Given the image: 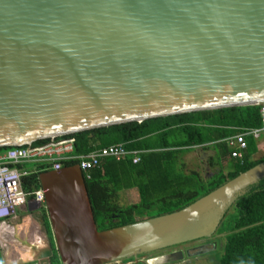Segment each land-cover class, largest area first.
Segmentation results:
<instances>
[{"label":"water","instance_id":"95a60500","mask_svg":"<svg viewBox=\"0 0 264 264\" xmlns=\"http://www.w3.org/2000/svg\"><path fill=\"white\" fill-rule=\"evenodd\" d=\"M258 105L264 0H0V149ZM38 178L61 264H112L212 233L264 163L180 211L105 231L77 165ZM51 257L48 243L27 262Z\"/></svg>","mask_w":264,"mask_h":264},{"label":"trees","instance_id":"16d2710c","mask_svg":"<svg viewBox=\"0 0 264 264\" xmlns=\"http://www.w3.org/2000/svg\"><path fill=\"white\" fill-rule=\"evenodd\" d=\"M259 110V106H248L195 112L69 135L77 156L117 145L141 153L140 162L135 165L131 157L121 161L107 158L89 173V179L83 175L97 230L124 227L180 211L264 163V156L253 158L258 149L251 137L245 139L246 149L240 159L231 157L232 150L225 142L245 129L260 128ZM44 142H36L34 146ZM5 150L1 148L0 153ZM195 150L211 151L210 166L216 165L220 171L206 177L196 171L186 172L183 157ZM222 162H227V174L221 171ZM75 164L69 162L64 166ZM11 168L27 173L21 177L20 186L29 195L28 200L32 199L30 195L40 189L38 177L43 165L22 164ZM131 189L137 190L139 200L123 206L119 194ZM231 211L217 231L225 236L216 264H264V178L247 187ZM40 214L52 249L50 264H61L44 207Z\"/></svg>","mask_w":264,"mask_h":264},{"label":"built area","instance_id":"2783aa9c","mask_svg":"<svg viewBox=\"0 0 264 264\" xmlns=\"http://www.w3.org/2000/svg\"><path fill=\"white\" fill-rule=\"evenodd\" d=\"M260 107L259 113L261 117V126L257 129H245L238 134L225 140L227 146L232 150L231 157L240 159L242 152L246 149L247 137H251L254 141H260L264 137V107ZM45 142L39 145H31L29 147H15L6 149L0 155V245L3 248L11 245L12 236L18 233L22 239L31 238L33 233H27L25 229H13L7 222L10 219L17 217L18 212L26 208L29 204L28 196L23 193L20 180L27 173H21L11 166L22 164H40L43 165L41 173L44 172H59L65 163L75 162L89 179V173L96 168H99L102 162L107 158L115 159L116 161L124 160L131 157L132 163L135 165L140 162V152L127 151L122 145L110 146L103 149L94 150L86 155L77 156L74 154L73 140L68 136L52 138L44 140ZM33 204L44 203V192L39 189L30 195ZM27 235L29 238H27ZM21 240V239H20ZM20 247L14 248V252ZM13 252V253H14Z\"/></svg>","mask_w":264,"mask_h":264},{"label":"rangeland","instance_id":"374dc122","mask_svg":"<svg viewBox=\"0 0 264 264\" xmlns=\"http://www.w3.org/2000/svg\"><path fill=\"white\" fill-rule=\"evenodd\" d=\"M262 140H264V137L261 139V141ZM209 156H211V151L202 152V151L195 150L192 153L186 154L183 157L185 171L186 172L196 171L198 173H201L200 175L203 177L212 176L215 172L220 171L218 166L216 165L215 166L212 165L213 167L210 166L211 161L209 159ZM263 156H264V150H261L253 158L257 160V159L262 158ZM221 171L227 174L228 172L227 162L221 163ZM28 202H29V205H27L25 210H23L26 213L25 216H32L35 222L39 224L41 233L45 234L42 229L41 222L39 221V218H38L39 210L42 208L43 205L41 206V208L35 209V207L33 206L34 204L31 203L32 200H28ZM234 202L235 200L231 202V204L225 209L224 213H221L220 215L217 216V221H216L217 225H216V228L212 230L213 232L211 231L212 233L208 234L205 237H201L199 239H196L190 242L146 252L140 255L139 257L141 256L143 257L141 259L138 257L136 262L141 261L143 262V264H168V263H172V264H216L217 256L219 255V252L221 251L222 244H223L222 238L225 236V234H220L217 231L220 227L221 222L224 220V218L228 215V213L232 212L231 209H232V206L234 205ZM37 229H38L37 226L33 227V231L35 232L34 234H36V236L34 240H32V243L33 241L37 243L42 241L43 245H48V242L45 240L44 237L40 235ZM20 239L21 241H25L26 243L29 241L28 239H22V238ZM185 244L187 247H194V246L201 244L204 246V248L202 250L192 251L196 255L193 254L192 258H186L183 261H180V259L175 261L174 263L164 261L165 253L172 251L176 249L177 247H180V246L183 247V245ZM12 250H14V248L11 247V245L9 244L6 246V248L1 247L0 245V264H22L23 262H27L31 258V254L30 256H28L29 254H26L27 253L26 246H22L21 252H18V254L13 253L14 251ZM22 251H25L26 253H23ZM18 255H20V257ZM21 255H27V256H21ZM117 263L123 264L124 262L122 263L117 262ZM117 263H112V264H117ZM126 264H129V263H126Z\"/></svg>","mask_w":264,"mask_h":264},{"label":"crops","instance_id":"0c3cea01","mask_svg":"<svg viewBox=\"0 0 264 264\" xmlns=\"http://www.w3.org/2000/svg\"><path fill=\"white\" fill-rule=\"evenodd\" d=\"M256 146H257V149H258V152L257 153H259L261 150H264V149H262V148H264V140L257 141L256 142ZM0 155H1V153H0ZM119 197L121 199L122 204H124L125 206L126 205H130V204H135L139 200L138 193H137V190L136 189H131V190L123 191V192H121L119 194ZM36 205H40V206L43 205L42 207H44V204H36ZM33 206L35 207V205H33ZM39 208H41V207H39ZM39 208H35V209H39ZM23 210H25V208L21 209L18 212V215H17L16 218L10 219L7 223L11 227H13V229H16V228H17V230H23V229L26 230L27 229L26 230L27 233H33V227L34 226H37V228H38L37 231L48 242L47 236H45L46 233L45 232H44L45 234H42L41 233V229H40L39 224H37V222H35V220L33 219L32 216H25L26 213ZM40 210H39V216H38V218H39V221L41 222V220H40V216H41ZM46 213H47V211H46ZM41 226H42V224H41ZM42 229H43V227H42ZM51 233H52V231H51ZM33 235H34V233H33ZM33 235H31V238H29V236L27 235V238H29V241L26 243L25 241H21L20 240V238H22V237L18 233L17 234L15 233L12 236L11 247L17 248V247H20V245L26 246V248H27V253L26 254H29L28 256H30V254H31V257H32L34 254H36L37 252H39V251L43 250L45 247H47V245H43L42 241H40L39 243L33 241V243H32V241H30V239L34 238ZM18 252H21V249H18L14 253H17L18 254ZM18 256L20 257V255H18ZM28 262H23L22 264H28Z\"/></svg>","mask_w":264,"mask_h":264},{"label":"flooded vegetation","instance_id":"af4514ba","mask_svg":"<svg viewBox=\"0 0 264 264\" xmlns=\"http://www.w3.org/2000/svg\"><path fill=\"white\" fill-rule=\"evenodd\" d=\"M35 205V208H39L41 207L40 205ZM199 242V241H197ZM204 248L203 245H197V246H194V247H187L186 244L183 245V247H177L176 249L172 250V251H169L167 253L164 254V257H167V256H170V255H177L178 253L181 254V258H180V261H183L184 259L186 258H192L193 254L196 255L195 253H193L192 251H196V250H202ZM143 256L139 257L140 259L142 258ZM119 262H123V261H119ZM129 264H143V262L139 261V262H136L133 260V262H128ZM174 263V262H173ZM118 264V263H117ZM126 264V263H124ZM168 264H172V263H168Z\"/></svg>","mask_w":264,"mask_h":264},{"label":"bare ground","instance_id":"6f19581e","mask_svg":"<svg viewBox=\"0 0 264 264\" xmlns=\"http://www.w3.org/2000/svg\"><path fill=\"white\" fill-rule=\"evenodd\" d=\"M33 233H35V232L33 231ZM33 236L35 238L36 234H34ZM34 238L30 239V241L34 240ZM22 252L26 253L25 251H22ZM21 256H26V255H21ZM11 260H13V259H11Z\"/></svg>","mask_w":264,"mask_h":264}]
</instances>
